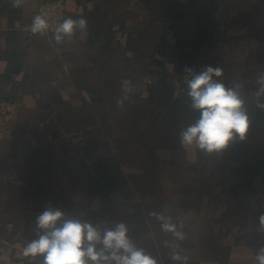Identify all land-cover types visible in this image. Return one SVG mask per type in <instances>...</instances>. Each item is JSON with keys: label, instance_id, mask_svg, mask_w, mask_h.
Wrapping results in <instances>:
<instances>
[{"label": "crops", "instance_id": "1", "mask_svg": "<svg viewBox=\"0 0 264 264\" xmlns=\"http://www.w3.org/2000/svg\"><path fill=\"white\" fill-rule=\"evenodd\" d=\"M44 1L0 0V264H42L22 250L38 239L35 218L48 204L101 230L124 223L157 264H181L173 252L187 264L257 261L245 247L234 257L239 247L216 250L200 222L191 233L189 221L170 219L185 220L178 239L157 217L183 207L186 191H213L200 182L204 161L220 176L215 195L251 191L258 206L264 198V0H62L65 19L87 28L60 43L27 29ZM206 66L240 86L249 118L243 140L211 153L179 140L199 118L185 68ZM236 158L245 171L223 168ZM190 240L196 247L186 249Z\"/></svg>", "mask_w": 264, "mask_h": 264}, {"label": "clouds", "instance_id": "2", "mask_svg": "<svg viewBox=\"0 0 264 264\" xmlns=\"http://www.w3.org/2000/svg\"><path fill=\"white\" fill-rule=\"evenodd\" d=\"M23 0H14V6H20ZM49 28L46 19L40 15L33 18L30 30L33 34H44ZM84 18L64 19L55 29L54 39L60 43L65 37H71L75 30H86ZM189 74L186 80L187 95L191 99L190 107L199 113L195 123L179 133L182 146L195 145L209 153L226 148L236 136L241 140L249 127V118L244 109V101L238 91L239 85L226 87L217 79L222 75L219 67L206 66L198 73L192 67H186ZM260 85L257 96L264 95V77L258 80ZM264 107V105H260ZM162 220V229L172 232L178 239L183 234L176 231L170 218L158 216ZM260 226L264 228V215L260 216ZM38 239L27 243L22 250L25 257L42 256V264H157V261L139 248L128 236L124 223L115 227H105L82 221L76 217L65 218V213L50 204L35 218ZM258 264H264V248L256 255ZM172 261L187 264L188 257L173 252Z\"/></svg>", "mask_w": 264, "mask_h": 264}, {"label": "rangeland", "instance_id": "3", "mask_svg": "<svg viewBox=\"0 0 264 264\" xmlns=\"http://www.w3.org/2000/svg\"><path fill=\"white\" fill-rule=\"evenodd\" d=\"M249 140L254 143L256 142L251 136L249 137ZM220 161L228 162L227 159L223 158H221ZM206 162L207 161H204V163L201 162L200 164V172H204V175L200 177V182L201 185H203V179H205L207 183L210 182L213 191L210 192L208 187H206L205 192L202 191L201 193L186 191L187 193H185L183 207H170L166 209L165 213L167 214V217L178 221L181 219L189 221L190 224H188V226L190 227V225H193L194 227V230H190L191 233L192 231H195V224L200 222L199 227L203 231L205 229L208 232L211 231L214 237L212 241L218 245L216 250L225 252L228 248L230 249V247H239L233 250V254H231L230 257L236 256L241 249L244 252L245 248L250 250V257L256 256L259 250L264 248V238H262L264 228H261L259 222L260 216L264 215V198L261 200L260 206H258L257 197L253 198L254 194L251 191L239 189L235 192L218 193L220 188L216 187L218 190L215 195V179L219 180L220 176L214 175V172L208 173L207 171L209 170L210 165L207 166ZM246 166V160H243L242 162L240 158H236L233 161L230 160L228 165H223V168L229 169L227 171L230 172L231 169L241 170V167H243V170L245 171ZM191 177L192 176H187L186 179H189L190 181ZM228 178L234 179V175L230 174L228 175ZM254 181L256 183V180ZM198 195H200L199 199H197ZM163 196L167 199L169 204H173V198H170L172 196V190L164 192ZM185 220L181 221L182 224L177 223L175 225L176 231L182 234L183 232L188 231L184 228L183 221ZM182 242L183 241L181 240V243ZM199 243L201 242L198 241V244ZM192 246L196 247V244H192L191 240L188 242L186 241V249L192 248ZM225 257H228V255ZM251 262V264H258V261Z\"/></svg>", "mask_w": 264, "mask_h": 264}, {"label": "built area", "instance_id": "4", "mask_svg": "<svg viewBox=\"0 0 264 264\" xmlns=\"http://www.w3.org/2000/svg\"><path fill=\"white\" fill-rule=\"evenodd\" d=\"M40 15L46 19L49 28L45 31L48 34L55 32V29L60 23H63L66 18V8L62 0H45L38 10L32 15L27 29H30L33 18Z\"/></svg>", "mask_w": 264, "mask_h": 264}]
</instances>
